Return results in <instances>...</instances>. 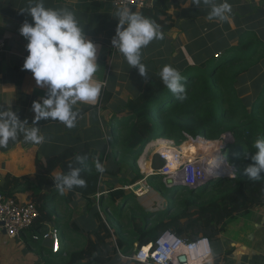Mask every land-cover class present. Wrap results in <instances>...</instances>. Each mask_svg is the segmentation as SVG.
I'll return each instance as SVG.
<instances>
[{
	"label": "trees",
	"instance_id": "obj_1",
	"mask_svg": "<svg viewBox=\"0 0 264 264\" xmlns=\"http://www.w3.org/2000/svg\"><path fill=\"white\" fill-rule=\"evenodd\" d=\"M171 1L158 0L154 8L141 9L139 12L155 20L160 26L171 18L167 16ZM173 1L175 5L182 3L180 0ZM129 9L138 11L134 7ZM162 16L166 17L162 19ZM262 46V42L253 35L243 36L224 55H211L201 63L180 65L179 71L185 77V100L178 99L166 87L160 75H153L146 81L142 92L128 102V115L122 117L118 129L115 128L118 136L115 157L132 159L131 165L136 169L140 155L154 139L164 137L173 140L178 146L183 144L186 147L182 149L183 152L190 155L199 148L206 150L215 142L198 137L224 143V134L230 132L233 141L224 143V156L236 170L235 177L216 178L199 190L187 187L169 188L161 175H151L147 182L167 201L163 210L152 213L139 203L133 191L129 192L124 188L144 177L138 169L133 178L123 177L118 180V185L113 182L104 189L102 195L107 196L101 202H105L107 217H103L102 211H95L100 222L91 232L95 238L89 234L88 244L72 251L61 249L58 253L48 252L46 264H110L115 260V264H129L120 260L117 254L119 250L128 253L136 243L139 246L148 245L166 230L174 231L190 241L200 237L216 241L230 220L245 215L256 205H264V179L251 180L244 174V168L253 163L251 156L256 151L253 146L255 140L264 136V75L257 80L260 86L256 84L258 91L251 96L242 97L238 88L241 80L256 71L257 64L263 57ZM191 137L198 139L189 140ZM87 153H90V149ZM70 156L73 157L71 161L68 155L66 160L51 159L45 172H52L58 164L68 172V165L76 166V157L81 155L73 152ZM209 156L208 161L214 163L218 161L215 159L220 153H211ZM97 162L104 168L103 172L97 170ZM163 164L164 161L156 154L153 157V167L159 169ZM79 166L84 168L82 173L89 175V179H84L85 186H79V189L83 197L92 203L96 197L98 180L109 174L108 170L105 169L103 160L94 161L89 158L84 165ZM111 172L110 174H115L116 171ZM261 176L264 177V173ZM13 184H25V189L31 191L30 201L39 209L40 216L33 225L34 234H38L48 222L53 221L58 229L67 228L59 210H62L60 206L63 200L69 206V197L75 194L74 191H68L67 196L65 191L61 194L51 176L37 173L22 177L7 175L0 193L13 196ZM49 193L55 203L53 209H48ZM59 196L62 197L60 202ZM67 238L75 243L73 236L68 234ZM30 242L42 249L33 234ZM216 263L222 264L221 257H217Z\"/></svg>",
	"mask_w": 264,
	"mask_h": 264
},
{
	"label": "crops",
	"instance_id": "obj_2",
	"mask_svg": "<svg viewBox=\"0 0 264 264\" xmlns=\"http://www.w3.org/2000/svg\"><path fill=\"white\" fill-rule=\"evenodd\" d=\"M180 1V5H175L173 0L169 4L167 16L171 18L160 24V31H165L163 38L153 39L156 43L151 41L141 50V62L146 66V71L148 70L146 78H133L135 68L127 63L124 55L111 43L119 22L117 12L122 8L116 7L112 0H44L47 8L74 12L87 38L99 46V68L94 78L104 86L95 105L79 103L76 106L80 115L74 127L68 128L60 121L42 119L37 126L40 128V134L45 137L43 143L25 142L21 135L15 142L10 140L7 147H0V188L7 175L22 177L42 173L54 179L66 170L58 164L52 172L46 173L49 161L54 158L66 160L67 155L71 161L73 157L70 155L76 152L77 155L94 161L103 160L109 174L98 180L96 197L92 203L83 197L79 186L66 189V196L68 191L75 192L69 197V205H73L74 201L84 202L88 207L93 205L89 207L93 214L95 211L101 212L97 207L101 206V196L98 195L102 194L110 183H115L116 172L110 174L112 172L109 167H115L120 160L114 155L115 151H118L115 128L118 129L121 118L128 115V102L142 92L146 81L153 75H160L165 65L179 70L180 65L201 63L211 55H224L226 50L237 45L240 38L249 35H253L263 44V57L254 73L260 74V77L264 75V0H227L232 8L228 20L209 19L210 8L202 2L197 7L193 0ZM35 2L36 0H0V34L7 40L6 48L0 50V107L11 108L17 112L22 121L27 120L28 127L33 126V102L42 100L47 95V88L38 86L32 72L23 68L29 55L28 41L20 34L19 29L25 21L33 23L27 10L30 4ZM217 2L222 3L223 0ZM88 149L90 153H87ZM81 177L89 179V175L84 173H81ZM25 186L12 185L13 197L20 202L30 201L31 191L26 190ZM153 190L154 194L163 196L154 188ZM106 196L107 194H104L101 198L106 199ZM148 196L140 199L137 197L147 211L153 207V202ZM142 200H145L147 205ZM94 217L96 222L91 220L92 228L87 231V235L90 234L93 238L95 235L91 232L100 223L95 214ZM72 223L74 229L79 230V224L75 220ZM65 224L67 225V222ZM52 227L58 228L56 222H48L38 234H43ZM32 230L33 227L26 229L14 238L9 237L3 230L0 231V264H46L48 252L53 253L52 241L37 240L42 249L35 247L30 242V236L34 235ZM59 230L60 233L64 232ZM66 240L67 237L61 240L62 250L70 251ZM210 242V253L199 259L193 254L189 255V264H197L202 259L204 264H207L208 257L211 258L212 264H217V257H221L222 264H264V205H256L245 215L230 220L219 238ZM134 248L128 253L121 252L129 255ZM119 251L117 254L120 260L127 262L121 258ZM198 253V257L201 256L203 249Z\"/></svg>",
	"mask_w": 264,
	"mask_h": 264
},
{
	"label": "clouds",
	"instance_id": "obj_3",
	"mask_svg": "<svg viewBox=\"0 0 264 264\" xmlns=\"http://www.w3.org/2000/svg\"><path fill=\"white\" fill-rule=\"evenodd\" d=\"M201 2L210 8L209 19L228 20L232 11L227 0H193L197 7ZM33 23L25 21L20 27V34L28 41L29 55L23 64L30 70L38 86L47 88V95L42 100L34 101L35 113L31 127L27 120H21L11 108L0 107V147H7L9 141L15 142L21 135L25 142L41 144L45 137L40 134L38 122L58 120L66 127L75 126L79 116V103L95 105L100 96L103 83L94 78L99 63V46L88 39L74 12L67 9L45 7L44 0H36L27 10ZM118 24L112 38L113 47L126 58L127 63L138 69L140 76L146 78V66L141 62L142 48L153 39H162L163 34L155 20L139 11L125 7L117 12ZM160 76L166 87L180 100H185V77L170 65H165ZM256 151L251 156L253 163L244 168V174L251 180L264 179V136L254 142ZM87 157L77 156L75 163L69 164V171L54 177L55 187L63 194L74 186L83 187L86 181L81 177ZM98 171L104 168L96 163ZM197 264H204L203 259ZM207 264H212L208 257Z\"/></svg>",
	"mask_w": 264,
	"mask_h": 264
},
{
	"label": "built area",
	"instance_id": "obj_4",
	"mask_svg": "<svg viewBox=\"0 0 264 264\" xmlns=\"http://www.w3.org/2000/svg\"><path fill=\"white\" fill-rule=\"evenodd\" d=\"M112 2L116 7L122 9L134 7L138 10L145 8L152 9L156 4L155 0H112ZM6 46V38L0 34V50H4ZM190 139L194 138L191 137ZM223 141L225 144L230 142L224 138ZM215 142L221 144L218 148L222 159L218 163L217 161L214 163L208 161L202 153L194 154L190 157L184 155V152L171 139H167L166 141V150L160 148L159 144L161 143H157L155 149L147 151L146 146L137 161L138 167L144 177L142 180L131 185H126L124 188L133 191L138 197H142L149 191L147 178L154 174L161 175L164 183L169 188L187 187L190 189H199L202 186L207 187L214 180L213 177H235L236 170L228 164L224 156L226 145L218 140ZM169 149H172L173 152L169 153ZM156 154L164 161V164L159 169H155L152 164L153 157ZM144 159L148 160L146 164H143ZM221 162L227 165L228 171L221 169ZM136 184L140 185L137 190L134 189ZM101 195L99 194L98 196L100 197ZM39 216V209L34 202H20L13 196H6L0 193V231L5 229L9 237H18L24 230L32 228ZM33 238L36 240L50 239L52 241L53 253H58L62 249L60 231L57 227H52L43 234H34ZM200 249H203V254L198 257ZM210 251L211 242L207 237H200L199 239L190 241L177 235L174 231L166 230L155 242L142 246L136 244L134 250L129 255L121 251L119 252L123 260L138 264H189V255L193 254L196 256V259H199L204 258ZM182 256H186L187 259L182 261Z\"/></svg>",
	"mask_w": 264,
	"mask_h": 264
},
{
	"label": "rangeland",
	"instance_id": "obj_5",
	"mask_svg": "<svg viewBox=\"0 0 264 264\" xmlns=\"http://www.w3.org/2000/svg\"><path fill=\"white\" fill-rule=\"evenodd\" d=\"M164 32L165 31H162V34L165 35ZM152 43L153 44L156 43V40H154ZM217 55H215V56H217ZM147 71H146V73H147ZM133 73H134V77L133 78L142 77V76H140V74L138 72V69H136V68H135ZM259 78H260V74L251 73L248 76H246L243 80H241L240 84L238 85V88L241 91L242 97L245 98L247 96H251L252 94H254L255 92L258 91L256 84H258V86H260L259 83L257 82V80H259ZM260 83H261V81H260ZM123 130H125V129H123ZM122 133H124V131ZM232 137H233V135L230 132L225 133L224 136H223V138L225 140H228L230 142L233 141ZM204 139H206V138H204ZM154 140H156V139H154ZM206 140H208V139H206ZM187 141H189V140H187ZM212 141H217V140H212ZM165 144H167L166 141H164L162 143L160 148H162V149L165 148ZM175 145H176V143H175ZM176 146L178 147V145H176ZM183 148H186V147H183ZM208 150H205L203 148H199L198 150H196L195 154L202 153V154L206 155V153L208 154V152H209ZM192 153H193V151H192ZM184 155H187V153L184 152ZM119 159L120 160L117 162L115 167L114 166H110L109 167V169L116 171V176H114V181H115V183L117 185H118V181L117 180L122 179L123 177L131 179V178H133L136 175V171L139 169L138 166H137L138 169H136L133 165H131L132 164L131 163L132 159H123L120 156H119ZM220 164H221V169L222 170L228 169L227 165L222 164V163H220ZM115 168H117V169H115ZM139 171H140V169L138 170V172ZM140 173H141V171H140ZM140 180H142V179H140ZM148 185H149V194H147L148 193L147 192L145 195H149L148 199L153 202V204H152L153 207H151L149 209V211L152 212V213H157L158 211L164 209V207L166 205V199L163 196L160 197L159 195L154 194V192H153L154 190H153L152 186L149 183H148ZM174 188L178 189L180 187H174ZM203 188L204 187L202 186V187L199 188V190H201ZM129 192H131V191H129ZM144 196H142V197H144ZM101 197H102V195H101ZM101 197H100V200H99V203H100L101 206L97 205V207H98V209H100L102 211L103 216L106 218L107 217V213H106V210H105V208H106L105 207V202L104 201L101 202V199H102ZM136 197H138V196L136 195ZM61 198L59 196V199H58L59 202H60ZM138 198L140 199V197H138ZM47 199H48V201H47L48 209H53V206L55 205V203H53V196L50 193L47 196ZM75 202L76 201H74V203H73L74 206L71 203H70L69 206H66L65 205V201L63 200L62 201V205L60 206V208L62 210H59V212L61 214L62 222L64 224L67 222V228L63 229V231L65 233L64 232L60 233L61 240L65 239V237H67L68 234H69V236L71 235V236H73L75 238V243L66 240L67 245H68V250H70V251H72V250H74L76 248H80V247H82L85 244H88L87 243V237H88L87 231L92 228L91 227L92 224L90 222H91V220L96 222V218L94 217L92 209H90L88 206H86V204L84 202H81V203H79V202L75 203ZM142 202L145 204L146 201L142 200ZM102 204H103V206H102ZM145 205H147V203ZM74 220L79 224V230L78 229H74V227H73L74 224L72 223ZM116 262H117V260H115L114 262H112L110 264H115ZM130 262L131 261H127V263L131 264Z\"/></svg>",
	"mask_w": 264,
	"mask_h": 264
},
{
	"label": "bare ground",
	"instance_id": "obj_6",
	"mask_svg": "<svg viewBox=\"0 0 264 264\" xmlns=\"http://www.w3.org/2000/svg\"><path fill=\"white\" fill-rule=\"evenodd\" d=\"M159 139H161V140H159V141H157V140H154V141H152V142H150L148 145H147V148H146V151L147 150H151V149H155L156 148V146H157V143L159 144V143H161V144H159L160 146L162 145V143L164 142V141H167L166 139H164V138H159ZM198 139V138H197ZM202 139H204V138H202ZM204 141H208V140H206V139H204ZM187 142V141H186ZM166 145V144H165ZM221 144L220 143H218V142H212L211 143V145H209V147L206 149V150H208L209 152H208V154L210 155L211 153H215L216 154V152H219V146H220ZM178 148L179 149H181L182 150V148H183V144L181 145V146H178ZM164 150H166L165 148H163ZM183 151V150H182ZM216 151V152H215ZM173 151H172V149H169V153H172ZM196 152H193V153H191L190 155L192 156L193 154H195ZM220 153V152H219ZM207 153H206V155H204V157H205V159H207V160H209V157H211V156H209ZM190 155H187V156H189L190 157ZM221 159H222V157H221V154H220V156L217 158V159H215V160H218L217 161V163L219 162V161H221ZM147 161L148 160H143V164H146L147 163ZM222 163V162H221ZM222 164H224V163H222ZM148 165V164H147ZM223 171H228V169H225V170H223Z\"/></svg>",
	"mask_w": 264,
	"mask_h": 264
},
{
	"label": "water",
	"instance_id": "obj_7",
	"mask_svg": "<svg viewBox=\"0 0 264 264\" xmlns=\"http://www.w3.org/2000/svg\"><path fill=\"white\" fill-rule=\"evenodd\" d=\"M157 1H158V0H155V2H157ZM215 178H216V177H213V179H215ZM139 186H140L139 184H136L135 187H134V189L137 190V189L139 188ZM166 205H167V201H166ZM166 205H165V206H166ZM3 231L6 232L5 229H4ZM186 259H187L186 256H182V257H181V260H182V261H185Z\"/></svg>",
	"mask_w": 264,
	"mask_h": 264
}]
</instances>
